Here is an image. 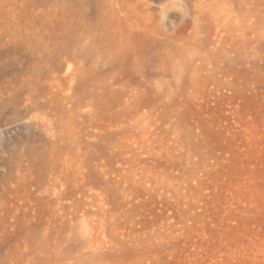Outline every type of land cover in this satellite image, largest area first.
Instances as JSON below:
<instances>
[{
	"label": "rangeland",
	"instance_id": "rangeland-1",
	"mask_svg": "<svg viewBox=\"0 0 264 264\" xmlns=\"http://www.w3.org/2000/svg\"><path fill=\"white\" fill-rule=\"evenodd\" d=\"M0 264H264V0H0Z\"/></svg>",
	"mask_w": 264,
	"mask_h": 264
}]
</instances>
